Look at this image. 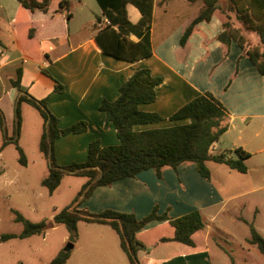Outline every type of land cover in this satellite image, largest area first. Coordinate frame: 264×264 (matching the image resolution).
I'll return each mask as SVG.
<instances>
[{
    "label": "crops",
    "instance_id": "0c3cea01",
    "mask_svg": "<svg viewBox=\"0 0 264 264\" xmlns=\"http://www.w3.org/2000/svg\"><path fill=\"white\" fill-rule=\"evenodd\" d=\"M97 6L92 10L94 17H86L73 31L70 29L75 16L72 9L85 10L88 4L84 0H71L69 20L66 13L59 11V0H52L47 13L23 9L17 1L11 20L4 25L0 19V109L6 112V107L13 108L17 102L20 93L12 81L16 80L20 69L21 86L36 99H48L47 107L58 119L60 129L86 122L85 132L62 136L55 144L59 159L63 157L60 143L78 144L81 151L72 145L73 156L85 161L92 141L97 140L102 146L119 143L114 126L106 127L105 113L99 107L103 100H116L119 88L136 70L149 69L153 77L162 79L156 88V101L141 105L140 109L166 119L157 124L136 126V130L188 122L168 119L195 97L212 93L227 114V130L212 146V153L236 149L248 152L246 173L216 162L207 163L209 181L199 175L193 163L183 164L176 171L164 167L161 177L149 169L110 186L97 187L79 207L92 213L107 209L133 213L139 219L154 208L157 214H167L172 219L199 210L205 228L202 235L195 236L196 247L177 242L154 246L153 233L165 224L154 221L141 233L142 240L151 249L139 251L138 259L140 264H197L198 260L200 264H208L209 256L206 258L209 261H203L202 257L209 253L213 229L226 239L224 242L235 241L234 230L225 222L234 224L240 220L249 226L247 219L238 217L237 213L246 207V199L252 198L251 223H256L264 202V75L234 40L223 44L217 39L226 19L219 11L210 22L198 24L188 41L181 45L184 31L203 8L199 0H153L150 32L153 54L134 63L114 59L100 49L96 37L108 20L103 17L98 2ZM0 8L4 9L3 5ZM133 8L136 7L127 6L128 17L132 23H137L141 15L139 12L135 16ZM30 28H34L31 39L28 37ZM248 36L250 43L256 42L255 35ZM132 39L138 40L134 36ZM35 80L45 83L43 90L35 86ZM57 84L63 87L61 92L55 91ZM258 230L262 234V229ZM249 239H245L239 250L251 252L264 264V255ZM233 245L238 246L236 241Z\"/></svg>",
    "mask_w": 264,
    "mask_h": 264
},
{
    "label": "trees",
    "instance_id": "16d2710c",
    "mask_svg": "<svg viewBox=\"0 0 264 264\" xmlns=\"http://www.w3.org/2000/svg\"><path fill=\"white\" fill-rule=\"evenodd\" d=\"M23 9L29 11H49L52 0H17ZM102 10V15L108 20L98 33L96 40L106 55L114 59L134 63L149 58L153 54L150 32L152 26L153 0H96ZM191 2L197 0H189ZM203 8L192 23L184 31L180 43L183 46L196 26L202 22H210L216 11L225 16L222 23L223 31L217 39L223 44L234 40L244 54L249 58L258 72L264 75V0H199ZM133 5L140 12V19L132 23L128 17L127 6ZM71 0H59V11L66 13L69 20L72 16ZM239 24V25H237ZM34 28L28 30V37L33 38ZM249 33L256 37L255 43H250ZM132 36L138 40L134 41ZM47 74V72L45 71ZM21 70H18L16 80L12 85L20 93L17 104L26 102L35 107L44 119V130L40 139V151L50 161L48 175L41 181L49 195L59 187L65 175L74 174L87 177L72 205L62 209L52 221L32 223L20 213L14 211L16 222L22 223L19 234H4L1 241L20 238L25 239L38 235L64 224L71 234H76L77 223L80 220L88 223L108 225L120 238V246L129 258V264H140L138 252L149 250L142 240L141 233L151 222H165L153 233V245L166 242H177L190 247H196L195 236L202 235L205 223L201 212L194 210L178 218H170L167 214H157L154 208L147 216L139 219L133 213H121L114 210H104L92 213L80 209L81 204L100 186H110L122 179L135 177L140 172L153 169L158 177L161 170L170 167L177 170L179 166L193 163L197 172L205 180L211 179L208 162L225 164L240 173H246V161L250 154L242 149L212 153V146L217 143L227 130L226 109L212 93L205 92L179 108L169 117V121L188 122L136 130L139 125H151L166 121L160 115L140 109L141 105L156 101V88L162 79L153 77L149 69L136 70L119 88V96L109 102L103 100L99 107L105 113L106 127L112 124L116 130L119 143L102 146L99 141H92L88 147L87 158L82 163H72L59 167L54 161V142L68 134H80L87 130L86 122H78L65 129H60L58 119L47 107L48 99H36L27 94L20 84ZM60 84L55 86L56 92H61ZM19 120V109L16 108ZM4 113L0 109V123ZM19 122H17L18 124ZM17 141V140H16ZM5 147L3 142L0 153ZM19 161L25 164L22 149L17 145ZM3 170L0 168V176ZM82 197V198H81ZM249 224V223H248ZM250 225V224H249ZM249 242L256 245L264 255V237L250 225ZM67 252L57 255L50 264H65Z\"/></svg>",
    "mask_w": 264,
    "mask_h": 264
},
{
    "label": "rangeland",
    "instance_id": "374dc122",
    "mask_svg": "<svg viewBox=\"0 0 264 264\" xmlns=\"http://www.w3.org/2000/svg\"><path fill=\"white\" fill-rule=\"evenodd\" d=\"M84 1L88 4L85 10L79 12L78 9H72L75 15L70 25L72 31L86 17L93 16L94 11L92 10L98 7L96 0ZM0 5L4 8H0V19L5 25L11 20L17 1L4 0ZM133 9L135 16H138L139 11L136 8ZM131 17L134 18L133 13ZM251 34L253 33L249 35ZM83 35H88V32H83ZM44 79V82L48 83L47 78ZM35 82L36 87L44 89V82L39 80ZM17 106L19 120L16 116ZM1 109L4 117L0 123V147L3 142H5V147L0 153V168L3 170L0 176V238L4 234H19L22 231L23 225L16 222L14 211L32 223L50 222L62 209L72 205L88 180L84 176L65 175L59 187L52 195H49L47 189L41 185L50 167V161L39 149L44 125L42 115L25 102L19 104L16 102L13 108L6 107V112L3 108ZM57 140L54 142L53 163L55 165L66 167L72 163L84 162L81 158L73 156L72 145H76L77 151H81V148L71 141L67 142L69 144H59L63 155L59 159L58 149L55 148ZM17 145L23 151L25 164L19 161L20 154ZM83 204L84 202L81 205ZM253 204L252 198H247L246 207L241 212L239 211L237 216L247 219L256 230L261 228L262 234L259 230L258 232L264 237V202L261 203L256 223H251ZM225 225L234 230L238 246L233 245L234 240L224 242L226 239L215 233L213 229V235L209 238V253L198 259L202 257L203 261H209L206 259L209 256L208 264H262L251 252L241 251L238 248L240 245L243 246L245 239L250 237V225L240 220H236L234 224L225 222ZM219 238L223 240L220 241ZM69 245H73V248L67 249ZM219 245L222 248L225 247V252H222V248H218ZM63 252H67L68 256L65 264H129V258L120 246L119 235L113 228L104 224L80 220L77 223L75 235L71 234L64 224H59L29 238H14L6 241L0 239V264H50L57 255ZM196 263L200 264V261Z\"/></svg>",
    "mask_w": 264,
    "mask_h": 264
},
{
    "label": "water",
    "instance_id": "95a60500",
    "mask_svg": "<svg viewBox=\"0 0 264 264\" xmlns=\"http://www.w3.org/2000/svg\"><path fill=\"white\" fill-rule=\"evenodd\" d=\"M73 248V245H69L68 247H67V249H72Z\"/></svg>",
    "mask_w": 264,
    "mask_h": 264
}]
</instances>
